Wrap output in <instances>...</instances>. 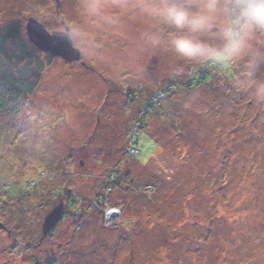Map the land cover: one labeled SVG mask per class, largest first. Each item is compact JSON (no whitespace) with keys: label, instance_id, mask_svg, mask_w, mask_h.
I'll return each mask as SVG.
<instances>
[{"label":"rangeland","instance_id":"374dc122","mask_svg":"<svg viewBox=\"0 0 264 264\" xmlns=\"http://www.w3.org/2000/svg\"><path fill=\"white\" fill-rule=\"evenodd\" d=\"M158 2L0 0V27L30 41L31 18L77 25L82 53L53 55L35 94L0 104V264H264V101L248 88L264 36L187 87L210 62L150 45L171 29L138 5Z\"/></svg>","mask_w":264,"mask_h":264},{"label":"clouds","instance_id":"9594fccd","mask_svg":"<svg viewBox=\"0 0 264 264\" xmlns=\"http://www.w3.org/2000/svg\"><path fill=\"white\" fill-rule=\"evenodd\" d=\"M138 7L147 13L153 27L171 29L164 36L149 33L150 45L189 64L224 65L254 57L256 44L264 36V0H160ZM60 31L72 43L79 26ZM247 68H255L254 59ZM248 88L254 98L264 101V78L252 81Z\"/></svg>","mask_w":264,"mask_h":264},{"label":"trees","instance_id":"16d2710c","mask_svg":"<svg viewBox=\"0 0 264 264\" xmlns=\"http://www.w3.org/2000/svg\"><path fill=\"white\" fill-rule=\"evenodd\" d=\"M42 50L30 42L22 31L18 22H11L0 27V104L17 108L18 101L30 98L38 89L41 75L46 65L52 64L53 55L46 53L42 57ZM222 65L208 64L199 74L193 75L185 86L195 85L202 79L211 77L209 68L220 69ZM177 86V85H176ZM155 101V100H154ZM154 104L153 100L149 101ZM150 110V105L147 104ZM142 116L141 120L143 121ZM139 130L134 132L138 135ZM135 142V141H134ZM114 179L108 180V185L115 187ZM71 197L68 196V199ZM71 201V200H70ZM54 262L47 264H53ZM55 264V263H54Z\"/></svg>","mask_w":264,"mask_h":264},{"label":"water","instance_id":"95a60500","mask_svg":"<svg viewBox=\"0 0 264 264\" xmlns=\"http://www.w3.org/2000/svg\"><path fill=\"white\" fill-rule=\"evenodd\" d=\"M28 37L40 50L52 55L61 56L66 60H81V50L74 46V42L69 43L68 38L61 31H53L52 33L38 20L31 18L27 25ZM67 29V27H66ZM50 37H58L59 43L54 44ZM65 214L64 202L56 205L46 216L44 222V232L47 233L55 228ZM3 227L0 221V229Z\"/></svg>","mask_w":264,"mask_h":264},{"label":"snow or ice","instance_id":"6c2138e0","mask_svg":"<svg viewBox=\"0 0 264 264\" xmlns=\"http://www.w3.org/2000/svg\"><path fill=\"white\" fill-rule=\"evenodd\" d=\"M50 39L52 40V42L54 44H58L59 43V38L58 37H50Z\"/></svg>","mask_w":264,"mask_h":264},{"label":"flooded vegetation","instance_id":"af4514ba","mask_svg":"<svg viewBox=\"0 0 264 264\" xmlns=\"http://www.w3.org/2000/svg\"><path fill=\"white\" fill-rule=\"evenodd\" d=\"M69 201H70V199H68V200L66 201V205H67V207H68V202H69ZM67 215H68V214H65V215H64V218H65ZM64 218H63V219H64Z\"/></svg>","mask_w":264,"mask_h":264},{"label":"built area","instance_id":"2783aa9c","mask_svg":"<svg viewBox=\"0 0 264 264\" xmlns=\"http://www.w3.org/2000/svg\"><path fill=\"white\" fill-rule=\"evenodd\" d=\"M110 209H111V208H108L107 210H110ZM115 214H116V212H115ZM115 214H114V215H115ZM116 215H117V214H116Z\"/></svg>","mask_w":264,"mask_h":264}]
</instances>
